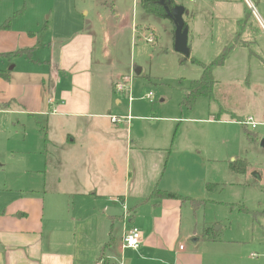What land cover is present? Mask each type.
I'll return each instance as SVG.
<instances>
[{"label":"crops","instance_id":"0c3cea01","mask_svg":"<svg viewBox=\"0 0 264 264\" xmlns=\"http://www.w3.org/2000/svg\"><path fill=\"white\" fill-rule=\"evenodd\" d=\"M240 2L233 19L245 30L253 15ZM9 16L0 9V167H5L0 175V264H264L260 218L241 223L233 217L228 227L213 230L217 222L201 210L224 204L198 191L204 179L180 188L169 167L174 156H180L179 162L190 156L230 160L236 142L215 144V125L227 127L229 137V126L249 133L264 147L262 51L229 50L223 64L212 69L213 87L220 83L217 71H228L221 77L224 94L239 107L215 106L212 87L209 113L182 119L190 123L191 137L181 145L178 126L170 140L152 126L154 117L138 114L132 101L124 119L112 115L118 111L113 93L119 77L103 71L94 33L63 34L58 58L40 60L36 50L40 45L49 50L52 43L40 44L33 29L19 24L1 29ZM167 20L174 42V25ZM237 46L246 45L238 40ZM235 83L238 90L230 86ZM247 117L256 123L254 129L245 125ZM156 190L181 198L166 199ZM130 227L140 232L137 249L122 248ZM207 228L213 240L205 239ZM222 230L224 236L218 233Z\"/></svg>","mask_w":264,"mask_h":264},{"label":"rangeland","instance_id":"374dc122","mask_svg":"<svg viewBox=\"0 0 264 264\" xmlns=\"http://www.w3.org/2000/svg\"><path fill=\"white\" fill-rule=\"evenodd\" d=\"M177 2L185 10L182 19L190 30L188 45L191 54L185 62H181L182 56L174 51L171 23L167 19H158L144 13L138 0H0V9L5 8L10 12L7 18L10 26L19 24L23 29H33L40 44L43 41L52 43L49 50L42 45L36 50L40 60L58 58V38L63 34L74 31L82 33L83 30L94 33L97 57L103 71L109 69L115 77H119L117 83L127 82L123 92L114 90L113 108L118 111L112 115L124 119L127 116V110L124 109L128 106V101H132L131 104L138 110V114L154 117L156 121L152 126L168 133L170 140L174 138L178 126L180 133L177 137L179 136L181 145H184L191 134L188 133L190 123L182 119L209 113L212 104L207 98H199L194 101L191 109L181 105L190 83L202 75L200 63L208 65L227 50L264 53V33L253 16L249 17L245 30L234 23L233 17L239 10L242 2L240 0ZM249 2L264 23V0ZM242 3L241 5L244 4ZM240 26L244 28L243 25ZM149 32L154 34L153 44L144 39ZM238 40L245 43V48L234 47ZM136 69H140V75L134 74ZM217 72L220 83L213 87V104L222 106L223 103L225 107H239V104L224 94L226 86L221 77L228 71L222 69ZM230 86L238 90L237 83ZM149 95L151 99L148 98ZM117 101H121L120 104ZM173 118L177 120L173 122ZM146 124L147 122L145 128ZM229 127L230 137L227 127L215 125L212 128L217 131L215 144H221L220 139L230 142V145L236 142L237 148L232 149L234 156L230 160L218 161L220 158L190 156L184 162H179L180 156H174L169 162L170 174L177 178L180 188L196 179H204L203 184H199L198 191L209 192L213 202L218 200L224 204H216L219 207H215V210L208 205L206 212L203 208L201 210V215L206 213L211 219L214 217L217 225L213 226V230L220 225L228 227L233 217L239 218L241 223H249L255 217L260 218L259 222L264 225V147H260V140H248L241 128L242 135L233 126ZM54 135L57 139V130ZM238 137L241 138L238 140ZM1 138H5V134ZM235 159L245 160L248 164L244 174L229 171V163ZM179 165L183 170L179 169ZM4 170L5 167L1 166V177ZM255 174L260 180L255 178ZM94 208L93 204L91 209ZM241 210L250 214L236 213ZM218 233L224 236L226 232L222 230Z\"/></svg>","mask_w":264,"mask_h":264},{"label":"trees","instance_id":"16d2710c","mask_svg":"<svg viewBox=\"0 0 264 264\" xmlns=\"http://www.w3.org/2000/svg\"><path fill=\"white\" fill-rule=\"evenodd\" d=\"M141 10L149 15H152L158 19H168L166 14V9L168 11H171L174 7L178 6L175 3V0H138ZM9 27V20L5 22V24L1 27V29H7ZM229 50H227L225 53L223 52L219 58L215 59L208 65H202V75L198 80H194L190 83V86L187 88L184 97L181 101V105L185 106L187 108H190L194 101L197 98L204 97V98H211L212 96V87H213V77H212V69L215 66H221L227 56ZM187 58L183 59V62H185ZM193 61V59H192ZM250 134H247L248 140H251L252 137L249 136ZM248 164L245 162V160L242 159H235L229 164V169L232 173L235 174H244L246 172ZM160 194L161 197H164L166 199L170 200H177L181 197L174 193H168V192H160L158 190L154 191V194ZM210 229H206L204 232L205 239L213 240L214 237L210 232Z\"/></svg>","mask_w":264,"mask_h":264},{"label":"built area","instance_id":"2783aa9c","mask_svg":"<svg viewBox=\"0 0 264 264\" xmlns=\"http://www.w3.org/2000/svg\"><path fill=\"white\" fill-rule=\"evenodd\" d=\"M190 2L192 0H189ZM246 6L248 7V9L251 11V14H253V16L258 20L257 14L255 9L253 8V6L251 5V3L249 2V0H244ZM259 21V20H258ZM144 39L147 43L149 44H153L154 43V34L153 33H148V35L144 36ZM127 81V80H125ZM126 85L127 82L122 83V82H118L115 83V91L118 92H123L126 89ZM149 99H151V96H148ZM246 126H249L250 128L254 129L256 126V123L254 122L252 117H247L244 121ZM121 243H122V248H126V249H137L139 248L140 245V232L136 227H130L128 229L125 230L122 239H121Z\"/></svg>","mask_w":264,"mask_h":264},{"label":"water","instance_id":"95a60500","mask_svg":"<svg viewBox=\"0 0 264 264\" xmlns=\"http://www.w3.org/2000/svg\"><path fill=\"white\" fill-rule=\"evenodd\" d=\"M166 14L174 25V51L182 56V62L184 58L189 57L190 53L188 47V29L182 19L184 9L181 6H176L171 11L166 9ZM134 74L140 75V69H136ZM260 146H262V142Z\"/></svg>","mask_w":264,"mask_h":264}]
</instances>
